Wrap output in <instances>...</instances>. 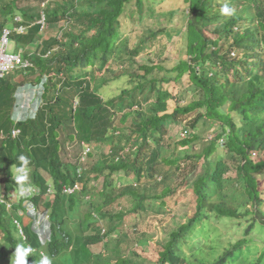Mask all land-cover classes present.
Masks as SVG:
<instances>
[{"label":"trees","instance_id":"16d2710c","mask_svg":"<svg viewBox=\"0 0 264 264\" xmlns=\"http://www.w3.org/2000/svg\"><path fill=\"white\" fill-rule=\"evenodd\" d=\"M183 2L187 56L176 58L171 68L151 58L136 60L167 30L147 29L130 41L121 29L123 14L132 13L133 6L141 13L143 0H46L47 24L67 20L46 38L39 16L17 7L16 0L0 5V28L26 27L12 37L15 49L31 62L0 79V184L7 197L19 194L14 168L21 155L27 157L24 186L39 188L32 201L50 222V240L42 245L32 219L0 203V264L15 261L17 244L33 249L27 264H39L42 255L52 264H137L136 252L126 257L119 248L124 228L131 220L136 227L154 218L165 205L182 200L175 198L177 192L189 190L192 213L154 244L152 264H242L246 237L213 259L202 252L214 241L219 244L214 234L223 221L247 222L245 235L257 222L264 227V0ZM225 4L234 15L221 14ZM15 17L21 20L14 22ZM43 77L35 116L13 120L18 87ZM111 78L123 79L125 86L107 99L102 90ZM180 81L190 93L184 103L178 90L165 86L178 87ZM172 122L183 126L173 151ZM67 125L73 127L68 138L88 149L72 163L60 152V130ZM201 137L200 151L177 156V146H191ZM50 185L53 194L47 193ZM75 185L73 193H63V186ZM122 199L127 208L112 211ZM23 201L18 200L21 209ZM108 237L116 239L114 254L91 249ZM255 263L264 264V252Z\"/></svg>","mask_w":264,"mask_h":264},{"label":"rangeland","instance_id":"374dc122","mask_svg":"<svg viewBox=\"0 0 264 264\" xmlns=\"http://www.w3.org/2000/svg\"><path fill=\"white\" fill-rule=\"evenodd\" d=\"M3 1L0 0V5H4ZM45 1L46 0H16V6L28 10L29 12L31 11L35 16H39L38 20H40L42 11L44 10L43 6ZM182 12L187 13L183 0H143V8L141 10V13L136 6H133L132 13L126 12L123 14L121 29L130 41L131 39H133V37L138 36L140 33L145 32L147 29L157 31L165 29L168 31L167 36H164L163 40L155 42L151 47L147 48L145 51L139 54L136 60H138L139 62H145L151 58L153 62L161 61V64H164L167 68H171L176 58H186L187 55L183 47L182 36V32L185 29ZM66 24L67 20H63L52 25L47 24L45 21V23L41 24V37L46 38L48 36L56 35L59 29ZM13 34L10 36L9 51L16 50L15 43L12 37ZM211 37L213 38V36ZM131 68H135V65H132ZM105 75L108 77L112 76L110 73H105ZM178 84V87H174L173 83L166 84L165 86L168 85L172 90H178V96L184 103L190 99V93L188 94L184 92L185 88L182 84V81H180V83ZM122 86H125V81L123 82V79L111 78L103 86L104 89L102 90V93L107 99L111 98L113 95L119 92ZM28 92L29 95L27 98L26 93ZM42 92L43 88L40 89L39 84L32 87L25 86L17 92V95L20 97L18 103H21L22 107L30 109L33 105L41 102ZM54 93L55 92L51 91V94ZM25 95L26 99L29 100V102H27V105L24 104L25 100L23 96ZM31 95L32 99L29 98ZM21 106L18 108L22 109ZM182 128L183 126L181 125V123H171L169 132V142H171L172 144L171 151H173V145H175L176 142L180 140L177 139V135H182ZM207 130L209 131V129ZM208 131H206L205 133L208 134L205 135L207 137H209L210 134V132ZM71 132H73L72 126H64V128L60 130L59 140L61 143V158L66 162L69 161L72 163L76 162L77 157L83 151V148L76 141L68 138V133ZM1 137L2 136L0 135V138ZM204 145V138L201 137L200 139L193 141L191 146H177L176 154L177 156H184L185 154H188L192 151H200ZM14 170L15 173H17V168H14ZM197 172L198 174H201L203 172L200 161H198ZM2 185L3 184H0V193L2 191L4 192L1 187ZM2 195L3 194H0V197H2ZM178 195L181 196V201L177 203L173 202L170 205H165L164 211H160L158 214L154 215V218H148L144 220V222L139 221L136 227L133 226V220H131V226L124 228V231L122 233L123 235H121V238L118 240L119 248L121 252H123L122 255L131 257L132 253L136 252L138 256L133 255L132 258L137 264H152L156 260L154 244L157 242H162V240L166 239L171 227H173V224H179L180 222H183L186 217L192 213L191 208L193 203L191 191H186L185 194H183L182 191L181 193L177 192L175 198ZM119 208H127L126 199H122L117 204H113L110 207L112 211H116ZM159 218L161 219V221ZM216 225L219 227V229L214 235L216 236L219 244H214V241L213 244H210L213 247V249L211 250V246L209 248L204 247L202 255H205L206 259L207 256L210 259H213L220 251L223 250V247H227L230 242L235 243L237 240L246 237L249 239V242L247 249L243 247L244 250L242 256L244 259L242 264H256L255 260H257L258 257H260L264 252V227H262L257 222L254 229H252V231L248 235H245V230L248 226L247 222L243 221L242 223H240L239 220L234 219L226 220ZM107 239L108 240L106 242L91 245V249L94 252L108 249L106 253L114 254V251H116V249H114L113 247L115 246L116 239L114 237H108ZM6 264L11 263L10 261H8L6 262Z\"/></svg>","mask_w":264,"mask_h":264},{"label":"clouds","instance_id":"9594fccd","mask_svg":"<svg viewBox=\"0 0 264 264\" xmlns=\"http://www.w3.org/2000/svg\"><path fill=\"white\" fill-rule=\"evenodd\" d=\"M234 13H235V9L229 7L228 4H225L221 8V14L222 15L231 16V15H234ZM27 84H31V83H27ZM27 84H25L23 87H25ZM33 86H35V85H33ZM17 92L15 93L16 101H15V106H14V110H13V114H12V119L13 120H15V116H16L15 115L16 114L15 111H16V108L18 109V101L20 100V97L17 95ZM23 98L25 100L24 103L27 105V102H29V100L26 99V96H23ZM40 105H41V102L33 105V106H36V111H37V109L39 108ZM33 106H32V108H33ZM27 118H29V117H27ZM25 119H20V120H25ZM84 146L85 145L83 144V150H84ZM19 160H20V167L17 168L18 175H17L16 182L21 185L20 193L19 194H15V195L13 194V195L7 197V195L4 194V192L2 191L0 194H3L2 195L3 201H0V203L5 206L7 211L15 210L16 214H19V215L26 214V215H28L32 219V229H33V231L36 234H38L42 245H45L50 240V222L48 220V215L45 212H41L36 207V205L33 203V201H32L35 196L40 194L39 188L36 187V186H31V187H25L24 186V184L29 180L30 169H29V160H28V158L23 156V155H21L19 157ZM63 187H66V186H63ZM69 187H71V186H69ZM33 188H36V190L38 192H35L32 196L24 195L25 189L31 190ZM47 193H48V189H47ZM63 193H65V192L63 191ZM49 194H53V188H52V193H49ZM65 194H67V193H65ZM20 197H23V199H24V201L22 202L23 209L19 208L18 200H19ZM28 202L33 204V206H34V208H35V210L37 212L36 215H32L30 212L27 211V203ZM14 207H17V208L14 209ZM13 222L17 225V228L19 229V232L22 234V231H20L21 228H20V225H19V223L17 221V218L13 217ZM45 238L47 240H45ZM32 252H33V249L31 248V246H25L24 244H17L16 247H15V252H14L15 253V261L14 262L11 261V264H27V259L26 258L30 254H32ZM39 264H52V259L49 256H47V255H42Z\"/></svg>","mask_w":264,"mask_h":264},{"label":"built area","instance_id":"2783aa9c","mask_svg":"<svg viewBox=\"0 0 264 264\" xmlns=\"http://www.w3.org/2000/svg\"><path fill=\"white\" fill-rule=\"evenodd\" d=\"M14 22H19L21 20L20 17H15ZM41 24L45 23V16L42 13L40 20L38 21ZM26 32V27L22 24L13 26H4L0 28V79L8 72L15 70V69H25L29 66H31L30 60L25 59L22 56V49L15 50V51H9V41L10 36L12 33L16 34H24ZM46 82V77L42 78L41 82H39L40 89L44 88L43 84ZM37 84V85H38ZM26 86L32 87L33 85L27 84ZM25 104V103H24ZM26 105V104H25ZM24 105V106H25ZM21 106V103H18V107ZM22 107V106H21ZM25 107H22V109H16L15 111V120L25 119L27 117H34L36 113V106H33L31 109H27ZM19 133L18 129H14L12 131V135L16 136ZM85 151H87V147L84 146ZM79 172V170H78ZM77 188V186L73 187H63V191L67 194H70L74 192V190ZM35 192H38L36 188H33L31 190L25 189L24 195L26 196H32ZM48 193H52V187H48ZM3 197H0V201H3ZM27 211L30 212L32 215H36L37 212L33 206L32 203H27ZM21 231V230H20Z\"/></svg>","mask_w":264,"mask_h":264},{"label":"crops","instance_id":"0c3cea01","mask_svg":"<svg viewBox=\"0 0 264 264\" xmlns=\"http://www.w3.org/2000/svg\"><path fill=\"white\" fill-rule=\"evenodd\" d=\"M22 88H24V87H23V86H22V87H21V86H20V87H18V89L16 90V92H17V91H19V90H20V89H22ZM26 95H27V98H28L29 92H28V93H26ZM26 95H25V96H26ZM29 98H31V99H32V95H31Z\"/></svg>","mask_w":264,"mask_h":264}]
</instances>
